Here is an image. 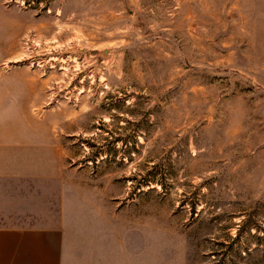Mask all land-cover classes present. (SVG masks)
<instances>
[{"label": "rangeland", "instance_id": "1", "mask_svg": "<svg viewBox=\"0 0 264 264\" xmlns=\"http://www.w3.org/2000/svg\"><path fill=\"white\" fill-rule=\"evenodd\" d=\"M0 7V139L100 185L101 264H264V0Z\"/></svg>", "mask_w": 264, "mask_h": 264}, {"label": "crops", "instance_id": "2", "mask_svg": "<svg viewBox=\"0 0 264 264\" xmlns=\"http://www.w3.org/2000/svg\"><path fill=\"white\" fill-rule=\"evenodd\" d=\"M12 146L0 139V264H101L108 229L121 231L100 185L22 162Z\"/></svg>", "mask_w": 264, "mask_h": 264}]
</instances>
